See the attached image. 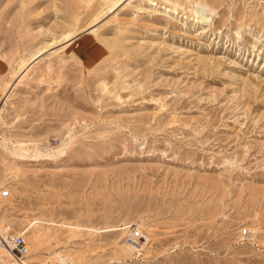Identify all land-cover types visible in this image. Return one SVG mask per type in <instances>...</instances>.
Returning <instances> with one entry per match:
<instances>
[{
	"label": "rangeland",
	"instance_id": "1",
	"mask_svg": "<svg viewBox=\"0 0 264 264\" xmlns=\"http://www.w3.org/2000/svg\"><path fill=\"white\" fill-rule=\"evenodd\" d=\"M117 1L0 0V228L30 264H264V0Z\"/></svg>",
	"mask_w": 264,
	"mask_h": 264
},
{
	"label": "bare ground",
	"instance_id": "2",
	"mask_svg": "<svg viewBox=\"0 0 264 264\" xmlns=\"http://www.w3.org/2000/svg\"><path fill=\"white\" fill-rule=\"evenodd\" d=\"M125 1V0H124ZM123 1L122 0H120L119 2L117 1V3L116 4H121ZM148 2H151L150 0L148 1ZM124 4V3H123ZM117 7V6H116ZM211 14V13H210ZM207 15V14H206ZM98 21V19L97 18H95L93 21H91L92 22V25H91V28L90 29H92V28H95V26H93L94 24H96V22ZM89 29V31H91ZM94 31V30H93ZM93 33V32H92ZM96 33V32H95ZM62 35V34H61ZM60 35V36H61ZM73 35L74 34H67V35H65V33H64V40H65V43L66 42H68V41H70V40H72L74 37H73ZM77 38V37H76ZM75 39V38H74ZM58 40L56 39V41H53V43H51L50 45H47L48 47L47 48H50L51 46H55L58 42H57ZM63 42V40L61 41V43ZM44 53L45 52H43V50H39V51H37L36 53H35V55L33 56L35 59V61H36V59L38 60V58H40L42 55H44ZM27 75V73H24V74H22L21 76H20V78L17 80V82L16 83H14L12 86H11V89H13V88H16V86H18V84L20 83V80H22V78L24 79V77ZM4 95H5V93H3ZM5 97V96H4ZM2 98V95H0V102H1V99ZM0 118H1V116H0ZM18 157H20V158H26V156H28V153H26L25 151H17L16 153H15ZM36 155L37 154H35V156L34 157H36ZM33 223V222H32ZM37 224V222L35 223H33L32 224V226H31V228H34V226ZM140 226H142V225H140ZM139 226V227H140ZM120 230H122V229H116V230H114V231H120ZM0 232H2L3 233V235H4V237H5V239H6V242H7V244L8 245H11V237H9V234H8V229H6L5 227H2V228H0ZM14 236V235H13ZM141 238H142V248L141 249H137L136 247H134V246H132L128 241H127V239H125V242H126V244H127V246H123L122 248H124V251L126 252V253H128V254H132L133 253V249H135L136 251H138V252H141V251H144V247L145 246H147V245H149V243H150V241H151V239L149 238V237H147V236H144L143 235V232L141 233ZM129 243V244H128ZM7 244H5L4 242L2 243V244H0V264H30L29 262H25L24 261V259L26 258V257H28L29 256V254H30V252H29V254L25 257V258H23L22 259V261H19V260H17L13 255H12V253H11V251H10V249H9V247L7 246ZM29 246V245H28ZM133 248V249H132ZM29 249H30V247H29ZM132 256V255H131ZM57 257V260H58V263L59 264H68V262H69V257L68 256H66V257H62V256H60V255H57L56 256ZM14 260V263H11L12 261Z\"/></svg>",
	"mask_w": 264,
	"mask_h": 264
},
{
	"label": "built area",
	"instance_id": "3",
	"mask_svg": "<svg viewBox=\"0 0 264 264\" xmlns=\"http://www.w3.org/2000/svg\"><path fill=\"white\" fill-rule=\"evenodd\" d=\"M10 196L9 191H4L2 193L3 198H8ZM130 234L127 237V241L134 247H136L138 250L142 248V238H141V230L140 228L134 231L129 232ZM12 234V233H10ZM241 235L247 239L250 237V231L248 229H244L241 232ZM7 244L6 239L2 232H0V244L2 243ZM12 255L19 261H22L23 258H25L29 252V246L25 240L24 235H14L11 237V245H8Z\"/></svg>",
	"mask_w": 264,
	"mask_h": 264
}]
</instances>
